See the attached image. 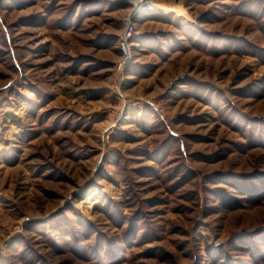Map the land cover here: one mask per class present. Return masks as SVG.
<instances>
[{
	"label": "rangeland",
	"instance_id": "rangeland-1",
	"mask_svg": "<svg viewBox=\"0 0 264 264\" xmlns=\"http://www.w3.org/2000/svg\"><path fill=\"white\" fill-rule=\"evenodd\" d=\"M237 175L264 0H0V264H264Z\"/></svg>",
	"mask_w": 264,
	"mask_h": 264
},
{
	"label": "trees",
	"instance_id": "trees-1",
	"mask_svg": "<svg viewBox=\"0 0 264 264\" xmlns=\"http://www.w3.org/2000/svg\"><path fill=\"white\" fill-rule=\"evenodd\" d=\"M257 180L259 182L256 184L253 180L248 179L247 176L237 175L231 177L228 182L236 190V193L245 195L246 199L252 203H259L264 197V177H259ZM218 196L225 207H237L240 205V199L223 189L219 190Z\"/></svg>",
	"mask_w": 264,
	"mask_h": 264
}]
</instances>
